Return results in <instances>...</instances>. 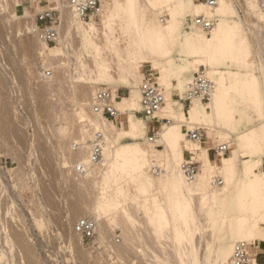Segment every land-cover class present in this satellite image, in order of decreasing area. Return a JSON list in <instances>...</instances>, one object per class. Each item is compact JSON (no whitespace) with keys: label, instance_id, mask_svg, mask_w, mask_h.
<instances>
[{"label":"bare ground","instance_id":"bare-ground-1","mask_svg":"<svg viewBox=\"0 0 264 264\" xmlns=\"http://www.w3.org/2000/svg\"><path fill=\"white\" fill-rule=\"evenodd\" d=\"M12 1L18 2L11 0L10 5ZM242 1L244 2L241 3H244L254 14L257 13L255 0ZM56 3L55 7L49 6L47 9L52 8L59 13L57 43L53 46V50L47 49V43L38 39L37 36L38 56L43 66L54 65L56 71L60 70V74L61 71L72 73V52L77 53L80 52V48L83 49L81 53L78 52L80 68H83L84 73L86 70L88 72L90 67H94L96 73L90 76L92 72H95L92 68L88 83L83 84L78 96L75 94L77 107L73 117L78 122V136L75 141H84L97 130L102 131L105 136L103 163L90 168L85 174L86 176L95 175L93 180L92 175L91 180L80 181L86 187L92 188L98 181L97 184L100 186L99 192L96 190L98 195L90 205L85 201H75L78 211L74 206V212L82 216L77 217L79 219L87 217L88 212H85V209L91 211L90 218L96 221V231L100 234L101 242L111 235L116 227L121 226V228L124 227L122 233L125 236L129 233L126 232L127 230L135 232L133 241L130 238L131 246L136 248L145 244L155 252L160 239L165 236L167 237L166 243L175 252V258L180 261V264H185L187 260L184 255H190L191 252L189 253L188 250V253L184 252L186 250L184 249V235L187 234V231L186 234L184 231L193 229L196 210L204 214V218L207 217L208 223L216 230L215 235H217L219 245L216 251V261L213 264H226L232 254L234 244L239 241L251 243V245L248 243L249 264H256L251 250L259 242L264 241V233L258 231V226L264 224V171H256L264 155V81H261L260 75H256L253 70V72L249 69L244 70L254 64L251 60L253 50L250 38L244 30L246 27L243 18L238 14L235 0H220L215 8H210L205 3H198L195 0H120L119 2L117 0V3H114L115 7L111 5L110 0H105L99 24L95 22V19L90 21L80 19L70 7V0H56ZM3 7L4 3L0 2V11H3ZM208 8L214 11L213 14L219 16V21L212 30L211 36H207L198 28L182 31L185 18L210 14L211 11ZM115 11L122 14V18L125 19L126 31L131 36L129 40H126L124 36L125 40L117 38L118 34L114 35L116 32L113 34L115 23L113 24L112 18ZM165 14L168 16L166 23L163 22ZM4 17L5 15H2L0 18ZM31 22L33 26L30 25ZM31 22L26 21L24 26L36 32V19L33 18ZM123 28L125 30V27ZM33 47V49L36 48L34 45ZM176 52L180 56V62L178 61L177 64L174 62ZM262 53L264 57V51ZM88 56L93 57L92 60L87 59ZM136 56L154 64H164L162 73L154 75L158 82L156 83L166 88L163 108L157 115L169 119V123L161 125L154 140L145 139V124L138 120L135 114L136 110H142V104L139 89L137 91L133 87L138 80L134 72L144 75L138 66L132 65V59L135 60ZM130 60H132L131 63H129ZM154 64L152 66L156 67ZM194 65H206L207 74L215 81L216 89L210 102L195 99L184 112L176 105L174 94L180 92L183 96L188 82L184 75ZM86 66L88 69H85ZM128 66L131 67L130 70ZM113 69L116 70V75L112 74ZM261 71L264 76V68ZM173 78L178 82L177 87H174ZM104 81L115 83L111 101L121 114V127L117 126L114 120L93 112L92 99L100 88L99 84ZM120 86L131 87L130 95H120V98H117L116 87ZM45 88H42L41 93L38 94L40 98L48 92L49 88L47 90ZM245 101L248 104L247 107L252 105L249 107L256 109L254 110L259 114L260 120L259 123L240 130V124L251 119L248 112L244 111L246 110L244 109L246 108ZM46 102L43 101L41 107V112L44 114H47L45 112L48 111L47 106L50 105ZM180 103L184 108V104L181 101ZM205 103H211L210 110L206 109ZM240 104H244L242 108ZM237 113H240V118H237L239 116ZM14 119L16 117L12 120ZM18 121L19 118H17V123L20 122ZM17 123L15 120L16 125ZM2 124H4L3 121ZM2 124L0 123V126ZM199 126L207 129V136H211L214 130H218L222 133L221 136L229 138L227 144L232 150V155L230 158L219 156L216 159H207L196 179L188 181L180 169L181 162L185 160L184 151L197 154L205 152L206 142L205 139L198 141L189 139L183 128L195 129ZM58 128L60 131L63 129V127ZM123 138H129L130 141L121 142ZM24 144H26L25 141H19L21 151L26 147ZM155 144L162 145L164 148H154ZM240 153H247L249 158L242 159ZM73 159L74 163L86 164L89 162V152L86 148L74 152ZM154 165L158 167L154 169L158 173L155 174L156 176L149 172ZM216 174L223 177L221 185L212 184ZM110 182L114 186L112 192L106 188L111 184ZM79 186L81 188L82 185ZM77 187L78 184H74L73 189L79 197L82 190ZM152 189H156L160 195L152 194ZM216 207L217 211H214ZM139 215L142 217L139 218ZM168 225L170 228L167 227ZM67 232L75 237L79 234L75 226L71 232L69 230ZM5 245L7 243L0 239V252H2L0 253V264H4L5 258L8 257L6 250L8 248ZM110 246L114 251L116 250V253L120 251L125 253L130 245H125L128 246L125 250L124 245ZM157 252L160 253L159 250ZM161 256L159 254L158 257L161 258Z\"/></svg>","mask_w":264,"mask_h":264},{"label":"rangeland","instance_id":"rangeland-1","mask_svg":"<svg viewBox=\"0 0 264 264\" xmlns=\"http://www.w3.org/2000/svg\"><path fill=\"white\" fill-rule=\"evenodd\" d=\"M9 1L11 0H0V2L4 3L3 8L5 9L0 11V17L5 15L3 18L4 20L0 18V24L3 23V28L0 27V123L2 124V121L4 122V124L0 126V239L7 243L5 246L8 248L6 249L8 251V257L7 259L5 258L4 264H96L97 262H99L97 264H174V262H176L175 264H180V261L175 258L176 255L173 248L166 243L167 237L165 236H162L158 243L159 246L157 245L156 251L153 252L150 250V247L145 244H142L144 246L141 245L136 248L131 246L135 232L127 230L126 232L129 233L125 236L122 233L124 227L121 228V226L116 227L111 235L104 238L103 242L99 240L100 234L98 231H96V235L92 240H85L80 234L76 237L67 234V231L69 230V232H71L77 220L82 217L74 212L76 207L75 201H85L90 205L98 195L100 188L99 184H97L98 181L93 188L89 186L86 187L83 183H80L83 179L91 180L93 174L89 176L85 174L80 175L73 170V165L76 163H74L73 159V145L76 136H78V122H76L77 119L75 120L73 117L77 107L75 103L77 98L76 95L78 96L80 94L83 84L86 85L88 83L89 74L93 69L95 72H92L93 74L91 73L90 76L95 75L94 73H96V70L94 67H92L93 69L91 67L88 69V66H86L85 69L89 71L87 72L86 70V72L83 73V68L79 66V51L77 53L72 52L78 55L75 56L72 54V73H63L61 71L60 74V70L56 71L54 65L43 66L41 63V58L38 56L39 54L36 50L37 47H39L37 46L39 42L36 32L33 29L29 30L28 26H26V28L24 24L26 21L29 22V20L31 22L33 18L36 19L37 13L49 8V6L55 7L57 5L56 0H39L40 5L36 10H31L27 6L23 8V6L20 5L22 0H17L18 2L12 1L11 5ZM119 1L120 0H118V2ZM104 2L105 0H102V3ZM241 2L244 1L235 0L236 5L242 10L241 17L246 27L244 30H246L245 33L250 38V45L253 50L251 60H253L252 63L255 64H251L253 67L250 65V68L245 64L247 68L245 67L246 69H243L253 70L256 75H260L259 78H261V81H264L262 80L264 76L261 71L262 68H264V57L262 53L264 51V12L260 11L256 0L255 2L258 9L256 14ZM110 3L115 7L117 0H110ZM209 10L211 11L210 14H213L214 11H212V9ZM114 14L112 19L114 20L113 24L115 23L113 25L115 31L113 30V34L116 32L114 35L116 36L118 34L119 37L117 35V38H121V40H125L126 38V40H129L131 36L126 31L125 19L122 18V14L119 12L115 11ZM56 17L58 21V12H56ZM246 18H248V20ZM163 19V22L166 23L168 16L165 14ZM187 21L188 18H185L183 21L182 31L184 32L190 30L186 28ZM95 22L99 24L101 22V17L97 18ZM30 25L33 26L32 22ZM123 27H125V30ZM1 30L3 32H1ZM131 31L133 33V30ZM123 32L127 34H123ZM206 35L211 36V33ZM33 45L36 47L35 49H33ZM54 45L56 44L46 47L47 49L53 50ZM79 50V53H81L83 49L80 48ZM175 56L174 62L177 64L180 62L179 53L176 52ZM90 58L92 60L93 57H87V59ZM132 60H130L129 63L132 62V65L138 66L144 74L138 75L137 72H134L137 75L134 74V76L138 79L136 84L133 85L134 90L136 89L138 91V85L148 74H151L153 81L157 82L154 75L162 73L163 63L154 64L153 62L144 60V58L140 56H136V59ZM89 62L88 65L91 66ZM153 64L156 67L152 66ZM127 68L131 69L130 66ZM48 70L51 72L50 75H47ZM189 70L190 71L184 75L186 80H190L196 72L204 70L208 73L206 65H194ZM113 71L112 74H115L116 70L113 69ZM173 82L174 87H177L178 82L175 78H173ZM99 85L100 88L98 90L106 88L109 89L111 93L115 91V87H113L115 86L114 82L104 81ZM45 86L47 87L45 88ZM42 88H45V90L49 88L48 92L46 91L47 93H45L46 97L44 96L46 100L44 97L40 98L38 95L41 93ZM120 88L127 92H131L132 90L131 87L120 86L116 87L117 92ZM163 89L166 91L165 87H163ZM73 91L75 92L73 93ZM128 95L130 94L128 93ZM178 95L181 96V93L176 92L174 98L179 108L181 103L178 99ZM43 101H47V105L50 104L49 107L47 106L48 111L45 112L47 114L41 112ZM246 103L245 101L246 108H244V106L243 108L246 110L244 111L245 113L248 112L247 114L251 116L252 120L243 121L239 126L240 130H245L251 125L259 123L260 120L259 114L255 111L256 109L254 108V110L253 107H249L252 105L247 107L246 105L248 104ZM240 105L242 108L244 104ZM206 106V109L210 110L212 105L210 103L206 104ZM189 107L190 106L186 105L183 110L187 111ZM141 111L140 109L136 110V118L144 122V127H146L144 128V131H146L145 139H150L152 135L148 129L150 121L144 117ZM238 114L239 116H237V118H240L241 115L240 113H237V115ZM247 114L245 115L248 117ZM15 117L16 119L12 120ZM17 118H19V123H17ZM120 119L121 114L118 120H114L115 124L119 127H121ZM15 120L18 125L15 124ZM165 123L166 122L163 124ZM58 127L63 131L61 130V132ZM199 127L204 129L202 139H205L206 142V153L199 152L197 154L190 152L189 154L186 150L184 151L185 160L189 159L191 156L194 157L195 160L199 161L201 170L202 165L207 159H216L219 156L230 158L232 155L230 147H228L227 152L222 154L213 150V147L216 145L228 143L230 139L221 136L222 133L218 130H214L211 136H207V129L203 126ZM183 130L186 133L185 128H183ZM20 139L26 143L24 144L26 147H24L22 151L19 147V141H22ZM128 141H130L129 138L121 139V142ZM154 148L163 149L164 147L155 144ZM240 157L242 159L249 158L247 153H240ZM263 163L264 155L257 165V172L264 171ZM156 168L158 167H155V165L152 166L149 170L150 174L157 175L158 173L154 171ZM94 177L95 175L92 176V180ZM214 177H221L223 179L220 174H216ZM110 183L109 184L112 186L107 185L106 188L108 191L112 192L114 186L112 182ZM74 184H78L79 188V185H82L80 189L82 193H84H78V195L80 194L79 197H77V193H74L76 192L73 189ZM96 186H98V188ZM96 190L98 191L97 194ZM151 192L152 194L160 195L156 189H152ZM81 195H85V198ZM76 211H78V208ZM214 211H217V207ZM85 212H88L86 215L87 217H91V211L85 209ZM195 212L197 214L196 221L192 226L193 229H188L189 232L188 230L184 231V233L187 231V234L185 233L186 235H184V249H186L184 252H191L190 255H184L185 260H187L185 264H213L216 261V251L219 245L216 237L217 235H215L216 230L208 223L209 220H207V217L206 219L204 218V214L196 210ZM141 217L142 216L139 215V218ZM167 227L170 228L169 225ZM258 231L264 233V224L258 226ZM128 236L129 240L131 238L132 241L130 240V242H128ZM249 244L251 245V243ZM110 245L130 246L129 248L125 246L124 250L128 248L125 250V253L119 249L117 250L120 252L117 251L118 253H116V250L114 251ZM142 248L143 250H141ZM158 250L160 256L162 255L163 257H158ZM255 250L254 247L251 253L254 254Z\"/></svg>","mask_w":264,"mask_h":264},{"label":"built area","instance_id":"built-area-1","mask_svg":"<svg viewBox=\"0 0 264 264\" xmlns=\"http://www.w3.org/2000/svg\"><path fill=\"white\" fill-rule=\"evenodd\" d=\"M196 2H203L210 8H215L219 5L220 0H195ZM260 11L264 12V0H256ZM70 7L76 15L84 20L90 21L97 19L103 12L102 0H70ZM238 14L241 16L242 10L237 6ZM186 28H198L206 34H210L215 25L219 21V16L216 14H200L188 16ZM36 33L40 40L48 45L56 44L59 31L57 27L56 11L54 9H46L40 11L36 15ZM50 75V70L47 71ZM141 96L142 113L147 120L155 121L161 127L169 119L161 118L157 114L163 108L165 96L164 89L153 81L151 74L146 75L138 85ZM216 89V83L204 70L194 73L193 77L188 80L183 96L178 99L184 104L190 106L193 100L198 99L201 102H210L213 98ZM111 91L106 88L98 90L92 99V109L95 114H101L108 119L118 120L120 113L111 101ZM117 98H120L118 95ZM186 130V136L191 140H201L203 137V128L197 127L195 129ZM157 132H153L150 140H154ZM104 145L105 136L100 130L95 131L84 141H75L73 145L74 152L85 150L89 152V162L86 164L79 163L73 165V170L80 175L86 174L90 168L99 166L104 161ZM217 153L227 152L228 145L223 143L213 147ZM189 154L190 152L187 151ZM264 166V163H263ZM180 169L184 173L186 180L193 181L200 172V163L194 157H190L181 162ZM223 183L221 177H214L212 184L217 186ZM96 221L90 217H83L75 223L76 232L79 233L83 239L92 240L96 235ZM250 252L249 245L245 241L236 242L233 246L232 254L226 264H249Z\"/></svg>","mask_w":264,"mask_h":264},{"label":"crops","instance_id":"crops-1","mask_svg":"<svg viewBox=\"0 0 264 264\" xmlns=\"http://www.w3.org/2000/svg\"><path fill=\"white\" fill-rule=\"evenodd\" d=\"M38 0H22V3L20 4L21 6H23V8H25V6L29 7L31 10H36L38 9ZM45 7V6H44ZM117 95H128V93L130 94V92L124 91L122 88H120L117 92ZM175 99V98H174ZM180 108L183 107L179 106ZM186 107V105H184V108ZM184 112L186 110H183ZM148 129L150 131V134H152L153 132H158L161 127L158 123H156L155 121H150L149 125H148ZM255 252H254V258L256 261V264H264V241H261L257 244V246L255 247Z\"/></svg>","mask_w":264,"mask_h":264}]
</instances>
